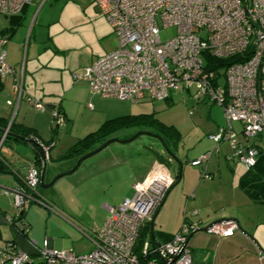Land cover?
Here are the masks:
<instances>
[{
    "label": "built area",
    "instance_id": "obj_1",
    "mask_svg": "<svg viewBox=\"0 0 264 264\" xmlns=\"http://www.w3.org/2000/svg\"><path fill=\"white\" fill-rule=\"evenodd\" d=\"M31 0H0V14L15 16ZM111 25L116 46L110 52L71 74L74 82H84L90 92L105 98L127 100H164L172 92H190L197 101L209 100L222 106L225 123L209 138L216 144L227 141L229 158H239L246 166L256 163L258 150L244 142L264 133V0H91ZM172 27V37L162 40L161 29ZM7 40L0 36V77L16 74L11 86L12 100L7 104L16 112L23 99V72L18 74L5 62L3 49ZM237 57L223 67H214L213 59ZM35 110L46 105L26 99ZM55 128L63 127L62 112L51 106ZM238 123V128L233 124ZM9 125L1 132L0 144ZM37 140V139H36ZM54 140L45 144L37 140V149L45 160ZM213 149V150H214ZM211 151L191 161L205 163ZM158 169V172L153 173ZM155 170V171H156ZM40 169L31 165L24 183L14 189L3 188L11 196L13 212L5 222L18 233L23 212L37 199ZM204 177L207 175L204 174ZM174 177L165 166L157 165L143 181L134 184V194L117 206H107L102 225L93 232L94 248L77 255L67 249L35 247V254L19 250L6 241L0 247V264H192L189 238L204 228L207 234L221 237L238 231L233 219H222L204 227L184 220L178 231L164 242L150 238L141 241L143 231ZM196 213V210L192 212ZM149 235V233H148ZM34 256H37L36 259ZM261 264L264 253L260 252Z\"/></svg>",
    "mask_w": 264,
    "mask_h": 264
},
{
    "label": "rangeland",
    "instance_id": "obj_2",
    "mask_svg": "<svg viewBox=\"0 0 264 264\" xmlns=\"http://www.w3.org/2000/svg\"><path fill=\"white\" fill-rule=\"evenodd\" d=\"M2 33L10 37H5ZM174 33V28L168 27L161 29L160 37L166 40ZM0 35L7 40L3 48L6 52L5 62L17 72L24 73L20 116L26 113L28 118L36 117L43 119L44 122L48 117L50 127L55 129V121L51 119V108L47 104H52L51 101L61 103L67 111L68 126L58 127L57 137L54 139L56 145L52 146L51 150L55 148L57 151L60 149L64 151L77 139L98 129L107 119H112L107 126L110 130H117L116 134L120 140L128 139L139 131L156 133L157 138L140 134L122 145L127 146L125 154L132 155L140 167L152 163L157 151H165L164 148L171 150L177 157L179 163L174 162L178 168L186 165L191 167L192 158L215 147L216 144L209 135L215 133L218 127L225 123L222 106L216 103L206 99L197 101L190 92L182 91L172 92L170 101L143 100L132 103L102 97L90 92L86 83L72 80L73 72L110 52L116 46L111 25L93 1L31 0L16 16L0 14ZM10 58L14 59L15 65L9 63ZM7 98L12 100V94L9 93L7 96V91L2 90L1 107L7 108L5 105ZM27 98L41 101L46 105V110L35 111L27 103ZM54 107L57 108L56 105ZM14 114L12 109L8 118L11 120ZM138 114H143L142 116L147 118L140 120L138 116L136 118L126 116ZM151 118L153 121L157 120L158 124L152 125ZM140 124L152 126H148L149 130H141L137 126ZM233 125L238 128L239 124ZM44 127L42 137L47 140L51 133L48 127L45 125ZM239 138L244 141L241 135H238L237 139ZM244 143L264 146V140H258L257 137L249 138ZM225 153H230L227 141L221 142L220 152L213 153L212 160L218 161L219 176L228 188L233 180L236 182L239 180L238 177L245 172L246 166L237 157L226 160ZM166 165L169 171L173 170L172 164ZM201 167L200 165L194 167L200 171L199 178L202 175ZM73 174L75 172L61 176L49 186L44 185L52 179L38 185L39 199L45 203L31 202L25 212V219L29 224L28 237L36 241L37 248H43V242L47 238L52 239L54 249H67L77 255L86 254L94 248L91 236L104 220V209L101 206L104 192L100 190L98 191L100 194L86 196L83 202H73L71 191L74 185H77L75 181L81 178L80 173H77L76 177H71ZM91 184L93 183H87L85 187L79 185L78 191L86 194L92 188ZM177 186L178 182L168 190L171 191ZM219 189L223 188L221 186L215 188V192L217 193ZM107 191L105 189V192ZM133 194L134 190L129 198ZM173 203L162 210L154 220L155 240L161 238L158 234L159 222H166L165 227L169 228L176 219L177 202ZM8 204L12 213L10 201ZM86 204L90 206L87 207ZM65 205H68L77 218L64 210ZM61 214H66L67 217ZM8 233L10 232L4 231L2 239L9 238Z\"/></svg>",
    "mask_w": 264,
    "mask_h": 264
},
{
    "label": "crops",
    "instance_id": "obj_3",
    "mask_svg": "<svg viewBox=\"0 0 264 264\" xmlns=\"http://www.w3.org/2000/svg\"><path fill=\"white\" fill-rule=\"evenodd\" d=\"M4 34L2 33L5 37H10L6 33ZM9 63L14 64V59L10 58ZM14 72L17 74L19 73L15 69ZM15 75L12 73L0 78L2 82L0 92L5 90L7 91V96H9V93L12 94L11 86ZM6 100L10 99L7 98ZM51 102L52 104L48 103L47 105L49 107L56 105L66 119L65 125L68 126L69 119L64 106L61 103L56 104L53 101ZM5 105L7 108L0 106V116L10 120L8 117L12 111V107L7 106V104ZM20 105L21 104H19L11 120L14 121L15 124L21 126L19 130L23 127L30 128L37 140L46 144L53 135L49 118L47 117L44 122L43 119L36 117L28 118L26 113L20 116ZM2 111L5 113L2 114ZM44 125L49 128L51 133L50 138L47 140L42 137V131L45 128ZM143 129L144 128H141V130ZM56 133L55 137H57ZM112 137L119 138L116 133L113 134ZM256 137L258 140H264L262 133ZM239 141L244 143L242 138H239ZM123 144L124 143L120 142H114V144L110 143L102 150L85 158L80 163L78 168L74 171L75 174L71 176L76 177V175H78L77 173L81 174L79 181H75L77 185H74L71 191V200L73 202H83L86 196L100 194L98 191L102 190V192H104V196L102 197L104 198L101 206L104 209V219L107 215V206H117L116 204H121L124 200L129 199V195L134 190L133 186L135 183L143 181L151 174L152 170L157 165L165 166L169 171L170 169L165 163H170L172 164L173 170L169 171V173L173 177H175L178 172L180 173L179 180L177 181L178 186L171 191H169V188L166 192L164 202L157 208L158 211L154 220H156L158 214L162 210L166 209L167 206L173 202H177L176 219L169 228L165 227L166 222H159L160 230H158V234L161 238L156 241L164 242L166 239L172 237L178 231L184 216H186L188 220L198 221L202 227L218 220L233 219L238 221L240 227L247 235L239 230L233 235L226 237L207 234L203 231L192 234L188 241L192 264H261L260 251L264 250V203L253 201L238 186L239 180H237V182L233 180L228 188L224 185L223 179L219 176L220 165L217 160H215V162L212 160L213 153L220 152L221 143L217 150L210 155L209 161L206 164L207 177L201 176L202 179L199 178L200 171L194 168L196 166L188 167L186 165L178 168L172 157L163 150L157 151L156 158H154L152 163L140 167L138 166V161H136L132 155L125 154V152H127V150H125L127 146H122ZM34 145L33 143L15 138H8L0 144V159L6 163L4 164L5 167L0 170V247L6 241L12 240L19 250L29 253L32 256L35 254V247L31 244L33 240L28 237V231L26 235H21L4 220L5 215L11 214L8 204V201H10L11 204V196L2 193V189H14L23 185L27 169L34 164L36 156H39L40 150ZM55 145L56 143L54 146ZM258 146L264 149V146ZM62 150L63 149L58 151L55 150V148L52 150L50 149L49 158L45 160L43 182H49L53 177L66 172L76 164L78 157H62L61 155L67 148L64 151ZM52 151L53 154H51ZM204 152L206 151L198 154L201 155ZM224 156H226V160L232 159L228 157L227 153H225ZM39 167L41 168V166ZM239 178L240 177H238V179ZM87 183H93L91 184L92 188L87 191L86 194L79 192V185L82 184V187H85ZM220 186L223 189L217 190L218 192L216 193L215 188H219ZM105 189L108 190V193L105 192ZM37 191L40 193L38 187ZM7 199L8 201H6ZM86 205L87 207L90 206V204ZM63 208L68 213L72 214L73 217L75 216L68 205H65ZM195 209L197 210V214L192 213ZM61 215L67 217L66 214ZM75 218L77 217L75 216ZM4 231L5 233L8 231L10 232L8 233L10 235L9 238L4 237L5 239H2ZM46 240L49 247H52V239L47 238Z\"/></svg>",
    "mask_w": 264,
    "mask_h": 264
},
{
    "label": "trees",
    "instance_id": "obj_4",
    "mask_svg": "<svg viewBox=\"0 0 264 264\" xmlns=\"http://www.w3.org/2000/svg\"><path fill=\"white\" fill-rule=\"evenodd\" d=\"M10 29H13V28H10ZM2 32H4V31H2ZM213 60H214V67H223V66H225L227 64H230V63H232L234 61L239 60V58L232 57V58H227V59H213ZM1 86H2V82L0 80V90H1ZM164 100H169L170 101V96L168 98L164 99ZM148 101H153V100H148ZM137 102H139V101H137ZM134 103H136V102H134ZM142 115L143 114L126 115V116H128L130 118L131 117L136 118V116H138V117H140V120H144V119L147 118V117L144 118ZM144 115H148V114H144ZM109 121H112V119H107L104 123H102L100 125V127L98 129H96L93 132L88 133L87 135H85L82 138L77 139L71 146H69L67 148V150L61 156L62 157H78V158H80L81 156H84L88 152H90V151L96 149L97 147H99L106 140H108L110 138H116V137H112V136H113V134L116 133L117 130L115 131V130H110L109 129V127L107 126ZM133 121H136V120H133ZM137 121H139V120H137ZM151 121H153L152 118H151ZM151 124L155 126L156 124H158V121L154 120ZM7 125H9L8 133L6 134V136H5L4 140L2 141V143L8 138H13V137L10 136V133H14L16 135L24 136L26 138L37 139L35 137V135L32 133V131L30 130V128L23 127L22 129L19 130V128L21 126L15 124L14 121H12V120L9 122V120H7V118L1 117V116H0V137H1L2 130ZM152 125H150V124H146V125L140 124V125H137V126H139L138 128H140V129L144 128L146 130H149L148 126H152ZM51 131L53 133L52 138L46 144H49L51 141H53L55 139V133L58 131V128L51 129ZM15 139H17V138H15ZM34 146L37 148L36 144ZM252 146H255L257 148V150H258V154L256 156V163H255L254 166L246 168L245 172L239 178L238 186L253 201L258 202V203H264V149H262L261 147H259L256 144H252ZM213 149H212V153L215 150H217V149H214V150ZM230 153H231V151H230ZM230 153H228L227 155H229ZM198 157H196V158H198ZM196 158L190 160V162L195 160ZM232 159H234V157H232ZM208 161H209V159L205 163L200 165V166H202V175H201L202 177H204V174L207 175L206 164H207ZM163 163H165V162H163ZM4 164H6V163H4V161L0 159V170H2L3 167H5ZM165 164H167V163H165ZM33 165L38 167L40 169V171H41V168L39 167V166H41V160H40L38 155L36 156L35 162H34ZM193 166H195V165H193ZM196 166H198V165H196ZM179 177H180V173L178 172L177 175L174 177L173 184H175L179 180ZM36 197H37V199H39L38 191L36 193ZM26 210L23 212V214L21 216V219H22L21 221L24 222V226L18 227V231H19V233L21 235H26L27 231L29 230V224H28V222L25 219ZM194 214H197V210H196V213H194ZM184 220H188L186 216H184L183 221ZM188 221H191V220H188ZM195 222H198V221H195ZM149 228L150 227L147 226L146 229L143 231L142 236H141V241L144 240V239L150 238V236L148 235V233L150 232ZM154 240H155V235H154ZM166 240H168V239H166ZM8 241L14 243L12 240H8Z\"/></svg>",
    "mask_w": 264,
    "mask_h": 264
},
{
    "label": "water",
    "instance_id": "obj_5",
    "mask_svg": "<svg viewBox=\"0 0 264 264\" xmlns=\"http://www.w3.org/2000/svg\"><path fill=\"white\" fill-rule=\"evenodd\" d=\"M3 131V130H2ZM140 134H145V135H149V136H152V137H155L157 138V135L151 133V132H145V131H139L137 132L134 136L128 138V139H125V140H120L118 138H110L108 140H106L103 144H101L99 147H97L96 149L88 152L86 155L84 156H81L80 158L77 159L76 161V164L73 166V168H71L70 170L64 172V173H61V174H58L56 175L54 178H52V180L44 185V186H49L51 185L52 183H54L59 177L63 176V175H66V174H70V173H73L77 168L78 166L80 165V163L87 157L89 156H92L93 154L97 153L98 151L102 150L104 147H106L108 144L110 143H113V142H120V143H127L129 141H131L132 139H134L137 135H140ZM10 136L13 137V138H17L19 140H23L25 142H29V143H33V144H37V140L34 139V138H26L24 136H20V135H16L14 133H10ZM165 152L170 155L172 157V159L176 162V163H179L177 157L174 155V153L169 150L168 148H164ZM39 158L41 160V171H40V176H39V184L40 185H43V175H44V171H45V158H44V153L43 151H39ZM164 199H165V196L163 197L162 201L160 202L159 206H161L164 202ZM157 211L158 209H156L153 217H152V220L149 224V236H150V239H154V232H153V224H154V218H155V215L157 214ZM237 222V225H238V230L241 231L242 233H244L245 235H247L246 232H244V230L240 227L238 221ZM200 231H203L204 232V228L201 229ZM261 250V249H260ZM260 252L264 253V250H261Z\"/></svg>",
    "mask_w": 264,
    "mask_h": 264
},
{
    "label": "bare ground",
    "instance_id": "obj_6",
    "mask_svg": "<svg viewBox=\"0 0 264 264\" xmlns=\"http://www.w3.org/2000/svg\"><path fill=\"white\" fill-rule=\"evenodd\" d=\"M155 170H156V169H155ZM155 170L153 171V173L158 172V169H157L156 171H155Z\"/></svg>",
    "mask_w": 264,
    "mask_h": 264
}]
</instances>
